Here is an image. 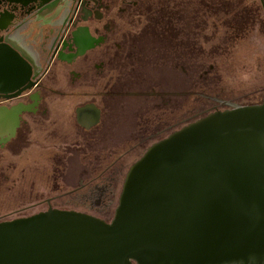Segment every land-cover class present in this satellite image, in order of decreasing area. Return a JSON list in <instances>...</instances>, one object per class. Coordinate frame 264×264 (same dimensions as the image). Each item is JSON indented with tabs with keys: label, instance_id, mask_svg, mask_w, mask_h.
Wrapping results in <instances>:
<instances>
[{
	"label": "water",
	"instance_id": "water-1",
	"mask_svg": "<svg viewBox=\"0 0 264 264\" xmlns=\"http://www.w3.org/2000/svg\"><path fill=\"white\" fill-rule=\"evenodd\" d=\"M1 49L0 82L12 83L23 68ZM99 113L77 118L89 129ZM0 264H264V96L149 145L110 222L51 206L0 221Z\"/></svg>",
	"mask_w": 264,
	"mask_h": 264
},
{
	"label": "rangeland",
	"instance_id": "rangeland-1",
	"mask_svg": "<svg viewBox=\"0 0 264 264\" xmlns=\"http://www.w3.org/2000/svg\"><path fill=\"white\" fill-rule=\"evenodd\" d=\"M199 1L194 0L192 6L199 10L201 23L204 19L205 30L198 29L197 34L192 32L189 42V98L183 97L185 60L179 55L168 56L167 48L158 42L155 54L150 50L152 48H145L142 52L144 60L137 55L135 66L127 69L125 77L122 78L118 71L111 72L108 98L98 95V90L93 91L94 95L90 97H94L95 103L105 109L104 124L88 132L77 125L75 105L86 101L87 96L66 94L53 97L49 121L34 124L30 128L28 142L20 148L14 151L0 150V221L46 210V200L49 198L54 199L52 204L56 208L90 213L88 207L72 202V194L66 196V192L77 187L81 178L84 181L89 178L83 174V169L88 168V173H91L96 161H102L107 166L123 155L124 175L149 145L188 123V120H195L205 110L211 111L213 106L223 109L229 105H245L262 100V1L202 0L201 5ZM224 20H227L225 24ZM156 37L163 41L164 34L157 31ZM180 37L182 40V34ZM182 48L185 49L180 45L179 50ZM156 56L158 64L155 60L151 64L149 60L156 59ZM61 85L64 87L65 81ZM153 89L156 94L168 93L171 101L167 107L169 110L165 107V114V108L157 111L159 115H165L168 125L174 123V126L159 128L161 133L156 139L142 141L141 135L149 134L152 129L133 126V119L140 116L139 112L133 113V109L143 108V102L141 97L128 93H149ZM81 91L80 94L92 90L83 86ZM151 100L146 105L153 106L154 101ZM53 121L57 122V127L53 126ZM102 137L117 144H108ZM110 151L112 154L107 155Z\"/></svg>",
	"mask_w": 264,
	"mask_h": 264
},
{
	"label": "flooded vegetation",
	"instance_id": "flooded-vegetation-1",
	"mask_svg": "<svg viewBox=\"0 0 264 264\" xmlns=\"http://www.w3.org/2000/svg\"><path fill=\"white\" fill-rule=\"evenodd\" d=\"M199 2L201 5L202 0ZM190 3L191 0H0L1 50L7 49L13 62H19L20 69L23 68L12 83L0 82V150L14 151L28 142L30 128L39 121H49L50 102L55 96H87L86 101L77 103L74 108L76 123L83 131L104 124L105 109L90 97L93 91L98 90V95L108 98L111 72L118 71L125 77L127 69L135 66L136 57L140 55L139 59L144 60L145 48H152L155 54L157 42L167 46L168 56L179 55L185 60L183 97L189 98ZM200 20L199 16L197 25L193 23L192 28L204 31V19L202 23ZM157 31L165 33L167 41H159ZM180 32H183L182 40ZM180 45L185 47L184 52L179 50ZM155 58L149 62L154 64L155 60L158 64V56ZM27 67L30 73L25 80ZM62 81H65L64 87ZM83 86L92 91L80 94ZM139 92L128 93L141 97L144 105L133 109V113L140 114L133 119V126L152 129L149 134L141 135L142 141L156 139L161 133L159 128L174 126V123L168 125L165 115L157 111L169 107L171 101L168 93L156 94L154 89L149 93ZM150 100L154 101L151 107L146 105ZM91 104L100 110L99 121L87 129L79 123L77 109ZM166 108L163 114L169 110ZM56 125L53 121V126ZM102 140L116 143L103 137ZM111 154V151L107 153ZM122 157L119 155L107 166L96 161L91 173H88L90 169H83V174L89 178L86 181L81 178L66 196L72 194L73 203L88 207L89 214L110 222L128 171L123 175ZM53 201L52 198L46 200L47 208L54 207Z\"/></svg>",
	"mask_w": 264,
	"mask_h": 264
},
{
	"label": "trees",
	"instance_id": "trees-1",
	"mask_svg": "<svg viewBox=\"0 0 264 264\" xmlns=\"http://www.w3.org/2000/svg\"><path fill=\"white\" fill-rule=\"evenodd\" d=\"M194 0H191V3H190V16H191V18H190V20H189V24L191 25V29H190V35L192 34V32H194V34H197V30H195V29H193L192 28V24L194 23H196V25H197V22L199 21V10H197V9H195L192 5V2H193ZM194 3V2H193ZM216 3V2H215ZM208 9V8H207ZM194 14H195V18H194ZM200 18H202V17H200ZM227 22V20H224V24ZM174 23H175V25H177L178 24V22H177V20H175L174 21ZM233 24V23H232ZM204 27H205V22H204ZM165 34V33H164ZM182 34V36H183V32H180V35ZM162 39H164L165 41H167V37L165 36L164 38L162 37ZM163 47V46H162ZM164 47H166L167 48V46H164Z\"/></svg>",
	"mask_w": 264,
	"mask_h": 264
}]
</instances>
